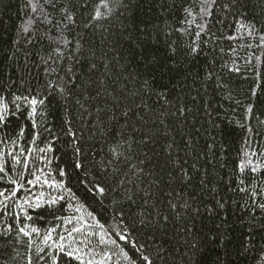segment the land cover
Listing matches in <instances>:
<instances>
[{
    "label": "trees",
    "instance_id": "1",
    "mask_svg": "<svg viewBox=\"0 0 264 264\" xmlns=\"http://www.w3.org/2000/svg\"><path fill=\"white\" fill-rule=\"evenodd\" d=\"M102 2L109 8L101 11L111 14L93 21ZM40 5L43 11L32 13L26 0H0V87L8 100L27 95L44 101L38 108L44 115L36 117V144H31L25 109L18 119L10 115L0 148L51 147L52 152H35L32 167L49 184L62 187L45 185L32 192L64 197L54 209L30 210L33 220L27 223L42 235L56 228L54 237L67 235L57 217H72L81 227L100 225L86 229L94 233L89 243L77 244L92 252L86 261L105 255L111 257L105 264L137 260L140 252L119 241L115 230L130 233L154 264H264V195L259 191L264 187V48L256 47L264 43L259 40L264 0H216L214 5L40 0ZM63 7L75 18L73 24L66 26ZM209 9V17H203ZM29 19L32 33L25 34ZM200 24L208 25L207 34L194 45L199 51L193 55L188 45ZM239 24L255 28L249 35ZM233 35L238 38L226 39ZM65 39L71 41L67 47ZM144 81L148 90L135 94ZM21 129L25 134L18 138ZM253 151L252 162L262 171L245 174L240 185L238 165ZM138 169L143 173L134 175ZM184 169L190 180L182 179ZM27 179L35 177L26 174ZM97 184L106 196L93 194ZM101 233L120 246L103 244ZM27 255L23 244L15 252L11 246L0 252L7 264H26Z\"/></svg>",
    "mask_w": 264,
    "mask_h": 264
},
{
    "label": "snow or ice",
    "instance_id": "2",
    "mask_svg": "<svg viewBox=\"0 0 264 264\" xmlns=\"http://www.w3.org/2000/svg\"><path fill=\"white\" fill-rule=\"evenodd\" d=\"M28 5L30 6V11L32 13H36L38 10L43 11V6L40 5V0H26ZM55 0H44L45 4L54 3ZM118 0H112L113 4H116ZM201 3H207L209 5H214L216 0H201ZM38 5H40L38 9ZM109 5L107 2L100 3L93 16V21H100L108 18L110 12H102L101 9L107 10ZM61 11L64 13V19L67 24H73L75 18L68 12L66 7H63ZM211 9L207 12H203V17H209ZM123 14V13H121ZM188 16H191V12H187ZM42 22L52 25L53 21L51 19H44ZM32 23L31 19L28 20L27 24L23 26L22 32L25 34L32 33ZM56 24L59 25L60 21H56ZM91 26V25H87ZM198 31L195 33V39L192 44L188 45L191 49L193 55H196L199 51L198 47H194L197 42L200 40L202 36L207 34L208 25L200 24L196 25ZM239 30H243L244 28H248V34H252V29L255 28V25L249 27L247 24H239L237 25ZM179 31V30H178ZM238 37L233 35L226 37L228 40H236ZM208 40L213 39L212 36L207 37ZM260 41H264V35L259 36ZM31 43V41H28ZM59 43V40L56 41ZM71 41L64 40L63 47H67ZM79 47V45H77ZM256 47L264 48V43H258ZM53 53L56 56L63 57L64 53L59 51V49H53ZM55 71V69H53ZM71 71V69H69ZM229 71H235V69L229 68ZM210 78V77H209ZM6 83H10L5 78ZM135 82V81H133ZM55 86V85H53ZM5 88L0 87V134L4 132V130L8 127L10 115L13 118H19L17 113H23L25 109H27L26 119L32 122L33 136L31 140V144H36V142L40 138V132L38 129L40 128V123L36 120V117L43 116L44 113L42 111L38 112V108L42 107L44 101L39 99L37 96H32L31 98L27 95H14L11 100L4 95ZM141 90H148V81H144L142 87L137 89L135 94H138ZM59 91L63 92L64 89L61 87ZM163 95V94H162ZM87 99V97H85ZM79 103V100L77 101ZM81 108L84 106L81 104ZM87 111V109H84ZM99 111V109H97ZM247 112H251L252 109L248 108ZM181 114H183V109H180ZM125 116L128 115V112L125 111L123 113ZM264 123V122H262ZM24 130L17 134L18 138L24 136ZM71 134V133H70ZM5 143L2 135H0V144ZM15 143V141H13ZM148 143V141H145ZM171 148V144L168 146ZM39 151L41 153L52 152L53 149L51 147H44L33 149L30 146L27 148H20L17 145V150L7 151L5 152L2 148H0V252L4 250L5 246H11L12 251L15 252L16 246L21 244L27 250V261L26 264H64V260L67 261H77L78 264H105L106 261L111 260V257L105 255L102 259L98 261H94L93 259H88L86 261L85 257L92 256V252H84L83 248H78L77 244L80 243H89L88 238L92 237L94 233L86 231L87 228L101 227L100 225H89L86 224L84 227L78 226L74 224L72 217H57L58 220L62 222V225L66 228L67 235L63 232L57 234L55 237L53 233L57 232L56 228H52L47 232V234L42 235L35 227H31L27 222L33 220V216L29 215V211H38L41 208L54 209V207L58 204L59 200H62L64 197L57 196H48L45 198V193L40 192L39 194L32 192V189L43 187L47 185L52 189L61 188L62 185L59 183L49 184L47 180L42 178L41 174H37V170L32 167L31 158L34 156L35 152ZM78 151V150H77ZM113 153L116 152L115 149L112 150ZM118 154L114 158H119ZM256 156V152L253 151L250 154L245 153L243 161L238 165V171L241 175V179L239 180L240 185L244 184V179L242 178L245 174L251 173L256 174L262 171L259 163H253L252 157ZM48 163H51L49 160ZM76 168H82L83 165L80 163L75 164ZM135 168V166H133ZM108 172V169L104 170ZM115 171V169H113ZM40 173H43V169H39ZM143 173V169H138L134 172V175H141ZM34 176L35 179H27L25 182V175ZM65 173L63 171L60 172V175L63 176ZM110 175V173H109ZM182 179L190 180L191 177L188 175L187 169H184V175ZM128 183H132L131 180ZM121 184H124V181H121ZM239 190L241 192H249V189L245 187H240ZM262 195H264V187H261L260 190ZM94 195H99L104 197L108 194L105 187L100 186L99 184L95 185ZM252 196H255V192L250 193ZM35 197V198H34ZM127 199H131V195L127 197ZM170 206L175 211V205ZM220 207H223V203L220 204ZM264 207V205H261ZM165 221H167V217H164ZM142 224H145V221H141ZM68 225H72V227H67ZM123 228L122 225L119 226ZM115 235L118 237L119 241L123 242L125 245H129L132 249H137L140 252L137 260L133 262V264H154V261L150 259V257L143 252V248H139L135 242H133L129 237L130 233L128 232H116L113 230ZM75 234H82L84 239L79 240L76 238ZM33 237L39 238V242L37 239ZM100 238L103 244H114L117 247L120 245L117 244L116 240H106L103 239V233L100 234ZM15 241V244L12 242ZM95 252V248L92 250ZM84 253V255H81ZM98 255V253H97ZM64 258L62 260L61 258ZM125 259H131L128 256H125ZM0 264H7V261L4 260L3 256H0Z\"/></svg>",
    "mask_w": 264,
    "mask_h": 264
}]
</instances>
